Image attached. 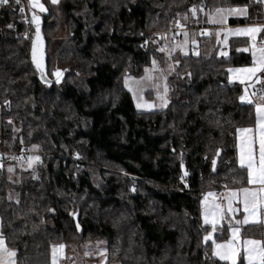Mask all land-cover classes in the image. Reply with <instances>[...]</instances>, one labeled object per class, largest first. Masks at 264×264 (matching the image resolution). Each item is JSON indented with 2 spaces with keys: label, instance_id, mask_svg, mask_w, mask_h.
Returning <instances> with one entry per match:
<instances>
[{
  "label": "trees",
  "instance_id": "16d2710c",
  "mask_svg": "<svg viewBox=\"0 0 264 264\" xmlns=\"http://www.w3.org/2000/svg\"><path fill=\"white\" fill-rule=\"evenodd\" d=\"M40 3L43 77L30 59L31 20L24 37L21 15L0 5V150L35 145L40 156L32 169L10 174L6 166L15 160L8 158L0 167V221L16 264H52L53 245L89 242L100 243L106 264H230L203 240L210 226L203 225L201 201L206 189L247 183L235 132L255 125V105L242 103V84L227 78L229 67L252 64L240 48L247 39L231 37L227 56L206 36L196 53H171L168 100L157 110H137L124 79L166 60L157 32L185 26L181 15L195 22L193 6L197 20L201 6L245 7L247 16L229 19L243 24L262 19L261 1ZM61 27L65 35L57 38ZM228 227H216L213 239H226ZM240 229L242 238L263 234L260 224Z\"/></svg>",
  "mask_w": 264,
  "mask_h": 264
},
{
  "label": "snow or ice",
  "instance_id": "6c2138e0",
  "mask_svg": "<svg viewBox=\"0 0 264 264\" xmlns=\"http://www.w3.org/2000/svg\"><path fill=\"white\" fill-rule=\"evenodd\" d=\"M9 0H0V5L8 4ZM19 3V0H16ZM51 3L56 4L57 0H51ZM29 4L33 8H38L40 12H45L46 9L40 0H29ZM203 11V8L200 9ZM23 8H21V12ZM192 14L196 15V7L193 6L190 9ZM245 8H216L213 13L209 15V22L224 25L229 16L245 15ZM187 18V17H185ZM32 24L36 27V36L32 41V60L36 65L38 70H41V76L43 77L42 71V54L38 55V48L41 44L40 37V17L33 13ZM11 27V25H9ZM264 29V25H252L243 28L236 29H224L225 39L227 35L233 34L237 36L249 37L253 42L250 49H244V51H251L252 64L250 67L229 69V72L237 73L236 79L244 83L245 80L251 81L255 78L256 81H260L261 77L257 75L258 73L264 72V46L257 47L255 43V36L258 32ZM186 35V34H185ZM219 35V32H217ZM195 44V41H193ZM163 51V49H161ZM227 56V53H224ZM153 66L155 67V61H153ZM53 75L56 77V83L60 82L61 73L57 70ZM153 77L148 73L146 69V75L141 77L140 80H133L130 77H125L124 85L129 88L130 91L134 92L142 90L139 85L143 83L144 80H151ZM232 77H229L231 80ZM46 83H51L50 81H45ZM132 85H136L137 88H133ZM167 86L164 87V92H167ZM158 97L163 101L164 104L167 101L164 99L160 93H157ZM142 99V98H141ZM242 102H247L249 104L255 105L256 113V128L259 133V152L258 157L255 153L253 144L254 140H250L247 135L242 139L239 148V165L241 168H246L247 170V183L253 187H243L235 191H230L227 195L228 205L227 211L229 214H234L239 209H234L232 207V200L234 197L239 198V202L243 205V220H236L235 226H230L231 236L229 239L217 243L216 240L212 239L213 233L208 232L203 240L205 242L212 241V256L219 257L222 261H228L230 264H237V257L242 256V264H264V240L256 239H243L239 238L240 225H248L250 223L264 225V89H259L257 92L249 93L245 89V94L239 97ZM4 103L7 105L9 101L5 100ZM142 103H137V107H143ZM151 107V105H148ZM238 132L248 133L251 129H238ZM36 147L35 145L33 146ZM14 159H18L15 158ZM33 161L39 162V156H29L28 157V167L31 168ZM215 165L216 161H212ZM2 167V165H0ZM8 172H13L12 167H8ZM11 179V177H9ZM214 194L209 192L206 194L205 199L201 201L204 206L202 210V216L204 224H210L215 230L217 224L219 223L221 213L224 208L220 204H216L214 201H209L208 197H212ZM11 199V197H9ZM51 211V210H49ZM79 227V225L77 226ZM65 246L63 244L52 246V264H57L59 254L62 252ZM87 254V253H86ZM103 255V253H101ZM17 252L15 249H10L6 243V237L3 233V223L0 221V264H16ZM103 264V262H102Z\"/></svg>",
  "mask_w": 264,
  "mask_h": 264
},
{
  "label": "rangeland",
  "instance_id": "374dc122",
  "mask_svg": "<svg viewBox=\"0 0 264 264\" xmlns=\"http://www.w3.org/2000/svg\"><path fill=\"white\" fill-rule=\"evenodd\" d=\"M230 7L245 8V7H242V6H239V5H236V6H222V7H219V8H230ZM216 8H218V7L207 9V10L204 11L205 23L208 25V26H205L207 28L206 29V38L209 37L210 33L214 34V36L219 40V47H218L219 51L218 52H219V54H221V53L227 52L226 49L222 50V48H224L225 44L228 41V38L229 37H234L233 34L229 33L227 35V39H225V31H224V29L243 28L242 26H237V27L229 26L228 25V23H229L228 22V18H236V16H245L247 14V11H246V8H245V12H246L245 15L229 16L227 18L225 24L221 25V24L209 22V15L211 13H213ZM193 23H194V25H200V23H198V22L197 23L193 22ZM194 25H192V27H195ZM185 26H182V28H184ZM187 27L192 28L190 26H187ZM167 29H169V28H167ZM165 31L166 30H161V31L157 32V33L160 34V36H159L158 40H156V41H157V44H158L159 51H161V49H163L162 52L165 54L166 60L162 64H159L157 59L153 60V61H155V67L153 66V61H152V64L150 66L145 67V70H144V72L142 73V75L140 77H135V76H132V75H127L126 76V77L132 78L133 80H140L141 77H144L146 75V69H147L148 73L153 77V79H151V80H144L143 83L141 85H139V88L142 89V90L136 91L135 95H134L133 91H130L129 88L126 87V89L129 90V92L131 93V96H133L134 105H135L137 110H143V109L144 110H148V109H156L157 110V108H159V106H160V108L165 106L163 101L158 97L157 93L159 92L160 95L163 96L166 101L168 100V94H167L168 90H167L166 93L164 92V87H165V85L167 86V82L165 80H166L167 75H169V73L174 68V61L169 56L172 53V51H174L176 49H178L179 52H181V53L182 52L183 53H187V51L189 50V43L190 42H189V38H187V35H185L186 33H183L184 29L181 31L179 39L176 40L175 42H170L169 41L167 36L164 35ZM217 32H219V35H217ZM64 35H65V31L61 27L59 32L57 33L56 37L60 38V37H63ZM191 38H192V41H191L190 44H191L192 47H191L190 50L193 53H196V51L198 49V48L196 49V47L198 45L197 44V39H195L193 37H191ZM256 38H257V34H256V36L254 38L255 41H256ZM247 40H248L247 41L248 45H246V46L251 47L253 41L249 37H247ZM193 41H195V44H193ZM210 41H211V39L208 40V43ZM53 67L55 69L56 68L62 69L60 67V65L56 64L55 62H53ZM132 86H133V88H137L136 85H132ZM167 89H168V86H167ZM137 103H142L144 106L138 108L137 107ZM148 105H151V107H149ZM31 149L35 150L34 147L31 148ZM29 156H39V154L35 152L33 154L27 155V156L21 158L20 160L15 161V165L14 166H13V164L7 165L6 166L7 169H8V167H12L13 168V172H11L10 174L14 173V167H17L18 169H22V170L32 169V167L37 162L33 161L32 167L29 168L28 167V157ZM209 199H210V201H214L216 203V198H214L213 196L210 197ZM227 205H228V200L226 199V204L223 205V207H225L224 210H226V211H227ZM232 207L234 209H239V211L240 210L243 211V205L239 202V198L238 197H234L233 198ZM237 212L238 211H236L234 214H229V217L230 218L232 217L234 222L236 220H239V217L236 215ZM226 222H228L227 224L229 225V227L227 228L228 233H227V238L225 240L229 239L230 236H231L230 226H235L230 221H226ZM212 233L214 234V232H212ZM213 238H214V235L212 236V239ZM65 245L68 247V252H67L68 256L66 258L67 260H63V259L60 260V264H75L74 261L76 260V258L77 259L78 258H82V256L84 255V252H92L94 249L97 252L95 260L98 261V264H101V262L103 260L102 254H101V253H103V249L101 248L100 243H98V242H93V243L89 242V243L82 244V245H80L79 249H76L73 244L71 245V243H66ZM74 257H75V259H74Z\"/></svg>",
  "mask_w": 264,
  "mask_h": 264
},
{
  "label": "crops",
  "instance_id": "0c3cea01",
  "mask_svg": "<svg viewBox=\"0 0 264 264\" xmlns=\"http://www.w3.org/2000/svg\"><path fill=\"white\" fill-rule=\"evenodd\" d=\"M264 6V5H263ZM246 11H247V9H246ZM200 13V12H199ZM247 14H248V12H247ZM247 14L245 15V16H247ZM245 16H239V17H245ZM186 16H184V15H181V17L179 18V20H178V23H182V24H184V25H188V26H190V27H192V25H194V23L193 22H190V20H188L187 18H185ZM236 17H238V16H236ZM229 19L230 18H228V22H229ZM197 21V20H196ZM195 21V23H200V25H205V26H208L206 23H205V15H204V11H201V13H200V18L198 19V21L196 22ZM228 25L229 26H231V27H237V26H242V27H247V26H252V25H264V16H262V19L261 20H256V21H251L250 23H237V24H231L230 22L228 23ZM195 26V25H194ZM185 27H187V26H185ZM187 28H189V27H187ZM183 33H186V35H187V38H189V42L191 43V41H192V38L191 37H193V38H195V39H197V44H198V37L196 36V30L194 31V30H192V29H184V31H183ZM234 37H237V35H234ZM239 37H244L245 39H247V37L246 36H239ZM261 37H264V29H261V31L260 32H258L257 33V38H256V41H255V43H256V46L257 47H260V46H264V43H263V45H259V44H257V40L259 39V38H261ZM209 38V39H208ZM231 37H229L228 38V41H229V39H230ZM211 39V41L209 42L210 44H218L219 45V40L214 36V34H212V33H210L209 34V37H207L206 39H205V42H206V40H207V42H208V40H210ZM196 41V40H195ZM228 41H227V43H228ZM248 41V40H247ZM189 43V49L192 47L191 46V44ZM227 43L225 44V46H224V48H222V50H224V49H226V47H227ZM209 44V45H210ZM248 45V44H247ZM248 46H242V47H240L241 49H250L251 47H248ZM210 49V46L209 47H206V51H208ZM174 51H178L179 52V50L178 49H176V50H174ZM174 51H172V53H174ZM248 52H250L251 53V51L249 50ZM181 53V52H180ZM183 53V52H182ZM181 53V54H182ZM188 53V52H187ZM187 53H183V54H187ZM224 53H226V52H224ZM224 53H221V54H223L224 55ZM251 65H247V66H239V67H229L228 69H227V78H228V80H229V77L231 76L232 77V79L231 80H229L230 82H232V83H241L240 82V80H238V79H236V76H237V73H235V72H229L228 70L229 69H236V68H243V67H250ZM257 75H259L260 77H261V80L260 81H256L255 80V78H253L251 81H248V80H245V82L244 83H241L242 84V89H241V95L242 94H245V89H247V91L249 92V93H252V92H257V90H259V89H264V72H261V73H258ZM240 95V96H241ZM242 102V101H241ZM242 103H245V104H249V103H247V102H242ZM162 106V105H161ZM155 108V107H154ZM159 108H160V106H159ZM254 118H255V125L254 126H249V127H241V128H239V129H251V131L250 132H248V133H243V132H238L237 130H236V147H237V161H238V164H239V155H240V148H239V145H240V143H241V141H242V139L244 138V136L245 135H247V137L250 139V140H254L255 141V143L253 144V147H254V149H255V153H256V155H257V157H258V152H259V133H258V131H257V128H256V113H255V106H254ZM240 166V165H239ZM247 171V170H246ZM243 187H253L252 185H249L248 183H246V184H244V186H240V187H227L226 189H225V192L223 193V196H222V199H219V197H218V195H217V193L214 191V190H210V189H206V191H205V196H206V194L207 193H209V192H211V193H213L214 195H213V197L214 198H216V203L217 204H220V205H222V207H223V205L224 204H226V197H227V195H228V192H230V191H235V190H238V189H240V188H243ZM205 196H204V198H205ZM210 197H208V200L210 201V199H209ZM202 205V204H201ZM224 209H225V207H223ZM202 209H203V205H202ZM236 215L239 217V220H243V211L242 210H240V211H238L237 213H236ZM221 217H223L222 219H220V221H219V223L217 224V226L216 227H218V228H220V227H222L223 226V224H224V222L225 223H228V222H226V221H230V222H232V224L233 225H235V222L233 221V219H232V217L230 218L229 217V213L226 211V210H224L222 213H221ZM201 218H202V220H203V216H202V212H201ZM250 224H253V223H250ZM203 225H205L204 224V220H203ZM241 225H243V224H241ZM208 226H210V232H214L215 233V230H213V228H211L212 226L210 225V224H208ZM262 230H263V234H262V237H260V239L258 238H248V237H246V238H242L241 236H240V233L238 234L239 235V238H240V240L242 241L243 239H256V240H264V225H262ZM214 235V234H213ZM223 241H225V239H223V240H218V241H216L217 243H221V242H223ZM64 248H63V250H62V252L59 254V257H58V260H57V264H60V260H67L66 258H67V256H68V247L64 244ZM87 253V254H86ZM96 250L94 249L92 252H84V255L82 256V258H76V260L74 261L75 262V264H98V261H96L95 260V258H96ZM106 255H105V251L103 250V255H102V258H103V260H102V262H103V264H106V257H105ZM216 258H218L219 259V257H216ZM74 259H75V257H74ZM241 260H243V258H242V256H238L237 257V263L239 262V261H241ZM73 262V263H74ZM102 262H101V264H102ZM62 263V262H61ZM230 263V262H229ZM246 263V262H245ZM111 264H118V263H116V262H114V263H111Z\"/></svg>",
  "mask_w": 264,
  "mask_h": 264
},
{
  "label": "built area",
  "instance_id": "2783aa9c",
  "mask_svg": "<svg viewBox=\"0 0 264 264\" xmlns=\"http://www.w3.org/2000/svg\"><path fill=\"white\" fill-rule=\"evenodd\" d=\"M260 1L264 5V0H260ZM8 3L12 4L14 9L21 15V22L24 25V31L22 35L24 37H29L31 34V32L29 31L30 30L29 29L30 17H28L29 12L31 10L29 0H19V3H17L16 0H9ZM21 8H23L22 12H21ZM200 8H204V7L201 6ZM192 18L194 21L197 20L198 18L197 11H196L195 16L192 14ZM183 29H192L194 31L196 30V35L197 37H200V38H205L206 36L207 28L203 25H195V27H192V28H187V27L182 28V26H174V27L167 29L164 35L167 36L170 42H175L176 40L179 39V36ZM263 43H264V37H261L257 40V44L263 45ZM35 152L39 154L38 151L32 150L31 148H21L20 150H17V151L0 150V165L2 164L5 158L14 159L15 157L18 159H14V160L18 161L21 158L27 155L33 154ZM132 182L133 184H135V180H133ZM184 182H186L185 179H184ZM226 188L227 186L221 185L216 188H210V190H214L217 193L219 199H222L223 193L225 192Z\"/></svg>",
  "mask_w": 264,
  "mask_h": 264
},
{
  "label": "water",
  "instance_id": "95a60500",
  "mask_svg": "<svg viewBox=\"0 0 264 264\" xmlns=\"http://www.w3.org/2000/svg\"><path fill=\"white\" fill-rule=\"evenodd\" d=\"M30 8H31V10L29 12V16L28 17H30V20H31V23H32V15H33V13H35V9L36 8H33L31 6H30ZM32 26L34 28V30H33L34 31L33 39H34L35 36H36V27L33 24H32ZM40 37H41V44H40V46L38 48V55L42 54L41 63H42V67H43L46 64V55H45V42H44L43 35H42L41 24H40ZM33 39H32V41H33ZM30 59H31V61L33 63V60H32V44H31V50H30ZM33 65L36 66L34 63H33Z\"/></svg>",
  "mask_w": 264,
  "mask_h": 264
}]
</instances>
